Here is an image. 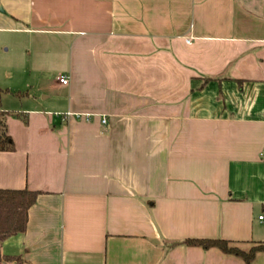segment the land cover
<instances>
[{"label": "crops", "instance_id": "1", "mask_svg": "<svg viewBox=\"0 0 264 264\" xmlns=\"http://www.w3.org/2000/svg\"><path fill=\"white\" fill-rule=\"evenodd\" d=\"M0 4V189L38 192L8 263L245 264L178 243L264 245V0Z\"/></svg>", "mask_w": 264, "mask_h": 264}, {"label": "trees", "instance_id": "2", "mask_svg": "<svg viewBox=\"0 0 264 264\" xmlns=\"http://www.w3.org/2000/svg\"><path fill=\"white\" fill-rule=\"evenodd\" d=\"M15 145L8 133L7 115L0 111V152H13ZM38 192L24 190L0 189V264L13 261V257H5L1 253V244L11 237L24 234L27 230L29 210L36 203ZM205 250L216 248L224 254L241 258L245 264H252L264 245L243 249L232 246L230 241L216 239H187L182 243Z\"/></svg>", "mask_w": 264, "mask_h": 264}, {"label": "built area", "instance_id": "3", "mask_svg": "<svg viewBox=\"0 0 264 264\" xmlns=\"http://www.w3.org/2000/svg\"><path fill=\"white\" fill-rule=\"evenodd\" d=\"M59 81L62 84H65V85L68 84V78L66 76L59 77ZM70 116H75L76 118L84 119L86 121H91L93 119V115H91V114H72V113H67L64 118H67V117L69 118ZM106 122H107V120L105 118H103L102 123L105 124ZM263 219H264L263 216L260 217V220H263ZM8 264H13V263H8Z\"/></svg>", "mask_w": 264, "mask_h": 264}, {"label": "water", "instance_id": "4", "mask_svg": "<svg viewBox=\"0 0 264 264\" xmlns=\"http://www.w3.org/2000/svg\"><path fill=\"white\" fill-rule=\"evenodd\" d=\"M2 9V7H1V4H0V10Z\"/></svg>", "mask_w": 264, "mask_h": 264}, {"label": "rangeland", "instance_id": "5", "mask_svg": "<svg viewBox=\"0 0 264 264\" xmlns=\"http://www.w3.org/2000/svg\"><path fill=\"white\" fill-rule=\"evenodd\" d=\"M5 82H6V80H5Z\"/></svg>", "mask_w": 264, "mask_h": 264}]
</instances>
